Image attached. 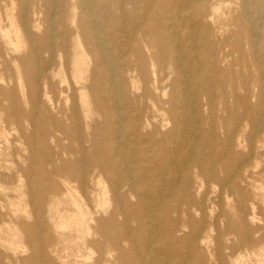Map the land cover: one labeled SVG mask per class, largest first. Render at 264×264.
Wrapping results in <instances>:
<instances>
[{
    "label": "bare ground",
    "instance_id": "6f19581e",
    "mask_svg": "<svg viewBox=\"0 0 264 264\" xmlns=\"http://www.w3.org/2000/svg\"><path fill=\"white\" fill-rule=\"evenodd\" d=\"M138 1L145 12L158 5L160 13H125L123 2L114 3L119 13H104L115 23L109 31L123 32L127 41L112 50L106 47L111 39L101 37L103 28H107L101 15L91 13L94 8L90 0H81L87 9L79 13L72 38L67 39V28L54 17L35 38L29 28L37 29V24L29 26L24 14L20 25L9 14L6 29L0 27L2 45L17 52L27 41L34 55L30 68L23 70L35 82L30 90L34 97L28 102L31 110L22 114L9 102L13 89L0 88V100L7 103L6 107L0 104L4 121L12 124L23 117L39 136L42 123L48 119V134L54 138L58 133L60 139L56 141L68 144L58 153L87 160L80 166L63 161L60 166H50L48 172L40 167L43 178H37L34 184L25 182L27 201L18 194L17 202L38 205L31 217L46 216L51 224L47 228L55 232L49 246L41 247V254L57 257L55 244L74 242L77 247L76 239L80 248L73 254L75 264L89 260L80 249L97 250L93 264H110L104 256L103 242L95 240L99 236L110 243L109 251L113 241L120 264H264V183L253 180L246 171L250 160L256 161L255 168L257 160L264 158V0H238L237 7L227 0ZM9 2L11 6L12 0ZM173 5L184 6L189 13L173 12ZM26 9L25 2L23 11ZM53 50L60 57L57 63ZM38 51L46 53L43 66ZM46 70H50L52 79L59 78L57 87L50 81L44 82L43 88L38 85L46 78ZM16 72V86L23 98L18 67ZM123 77L128 79V87ZM55 88L69 105L67 115L54 106V96H46ZM127 89L132 106L134 101L142 105L148 101L145 112L150 110L152 119L158 118L161 125L170 124L171 131L158 139L148 116L141 111L124 113ZM199 101L204 105L199 106ZM40 105L44 108L41 115ZM202 107L208 111L204 122L207 131L201 129V118L192 124L193 111ZM215 107L220 115L214 112ZM12 115L17 116L13 122ZM93 116H99L102 123H95ZM81 124L86 126L85 137L79 131ZM180 124L188 128L189 137L169 145L166 137L171 138ZM105 130L111 145L102 146L103 165L85 151L84 143L91 151L97 144L95 132ZM69 142H75L74 152ZM217 145L222 149L216 150ZM182 150H186V156H180ZM7 170V175L0 174V183L17 191L21 178ZM104 173L111 178L113 206L110 211L94 206L104 211L103 218L92 216L84 193L89 184L99 186ZM70 179L76 183L75 188L69 186ZM200 182L207 183L211 191L202 190ZM61 188L71 208L62 212L56 207L63 200L58 196ZM130 197L134 203H130ZM45 200L47 208L43 210ZM25 206L22 212L30 218ZM18 208L19 203L12 212ZM19 220L13 222L12 236L7 240L13 250L19 247L16 240L20 228L28 243L32 238V232ZM119 241L127 248L119 247ZM105 254L108 256V252ZM33 258L31 255L28 261Z\"/></svg>",
    "mask_w": 264,
    "mask_h": 264
},
{
    "label": "rangeland",
    "instance_id": "374dc122",
    "mask_svg": "<svg viewBox=\"0 0 264 264\" xmlns=\"http://www.w3.org/2000/svg\"><path fill=\"white\" fill-rule=\"evenodd\" d=\"M26 2L27 9L23 11L24 4ZM92 3V6L94 8V11L91 13H97L101 15L100 19L103 24H105L107 29L103 28V35L101 36L103 39L107 38L108 40L111 39V43L106 46L107 48H117L118 44L120 42L127 41L125 39L126 37L123 36V32L121 31H115L111 30L109 31V28L114 29V22L111 19V22L106 19V16L104 13H119V11L116 10L117 7H115L114 3L116 2H123L124 4V12L125 13H160V9L158 8V5L150 6L148 7L147 11H144V8L138 7L137 0H90ZM227 2H230V6L237 7V4L239 3L238 0H227ZM237 3V4H236ZM229 6V7H230ZM173 12L176 10L182 11L181 13H189L188 10L185 9L184 6H180L175 8V5L172 6ZM85 5L81 4V0H12V5L10 6L9 0H0V27L2 29H6V26L8 24L7 17L9 14H12L14 19H16L17 24L20 25L22 22V16H26L27 20L30 22L29 26L33 25L34 23L37 24V29L29 28V31L33 38L37 37L38 35L41 36L46 28V21L50 18H55L54 21H61L65 27L67 28V39L72 38L73 36V29L74 24L79 21V13H85L86 12ZM181 9V10H180ZM224 13L225 11H221ZM251 12V11H250ZM203 13V12H202ZM252 13V12H251ZM19 18V19H17ZM19 20V21H18ZM57 31H60V28L57 27ZM117 32V34H116ZM226 34V33H225ZM224 34V35H225ZM35 48H37V43L35 41L34 43ZM138 46L139 43H137ZM141 48V47H140ZM116 52H114L115 54ZM38 58L40 61V66L44 65V61L47 59L45 56L46 53H43L41 51H38ZM30 56V60H25ZM34 58L33 51H30V44L26 41L24 44L19 48L17 52H13L10 50L8 46H4L0 42V88H3L7 90V88H12L11 93V99L9 102L11 105L16 104L18 110L24 114L27 112H30L31 108L28 104L30 99H33L34 94L31 93V86L35 84L33 78L29 75H24L23 70L29 69L32 61ZM53 59L54 63H57L59 60L57 56V53H55V50H53ZM24 59V61H23ZM14 60V62L12 61ZM18 67V73L22 76L21 84L23 86V98L16 86V79H17V72L16 68ZM54 67V66H53ZM46 73V78L43 80L41 79L38 81V85L40 88H43L44 82L50 81L52 82L55 87H57L59 83V78L54 77L52 79V75L50 70L44 71V76ZM171 78V77H170ZM123 82L128 87V79L126 77H123ZM139 85V83H138ZM44 91L41 90V92ZM43 93V92H42ZM131 92L129 89H127V100L124 101V113H132L139 112L144 116H148L149 120L151 122V125H154L157 129L158 135L157 138L160 139L162 135H166V132L171 131L170 124L167 125L166 123H163L161 125L160 120L157 118L156 120L152 119V114L150 113V110L146 111L144 108H149V102L147 101V105L141 104L139 102L134 101L135 106H132V102L130 97L132 96L130 94ZM43 95V94H42ZM46 96L48 98H52L54 96V106L60 107L62 110H64V114L69 113V105L67 103H64V96L59 97L58 96V88H55L52 93L48 94L46 93ZM41 103H44L45 99L44 96L40 97ZM199 106L204 105V102L199 101ZM2 103L3 107L7 106L6 102H3L0 100V104ZM193 109L195 110V105L192 104ZM39 114L41 115L43 107L41 105L38 107ZM217 108H214V112H217V115H220L219 111L216 110ZM198 112H194L195 116L192 120V124H196L199 118L203 119L201 129L202 131L208 130V124L204 123L208 119L206 118V115L208 113L206 107H202L198 109ZM44 113H47L45 110ZM37 114V113H36ZM33 114V115H36ZM79 117L82 119V116L80 113H78ZM156 115V114H155ZM159 115V114H158ZM4 113L0 110V150L2 151V154L0 153V174L3 176L8 174V170H11V172H16L15 174H11L12 176H20L22 185L17 189V191L13 190L14 187L2 184L0 183V238L2 239V243H0V264H60V262H64L65 264H75L73 261V254H75L76 248H80L78 245L80 243V240H75V245L77 247H74L73 244L69 242H61L59 241L57 244L53 246V248L56 250V256L54 257L53 254H49L46 252L44 255L41 254L42 248L45 249L50 244V239H54L55 232L52 230H49L47 227L51 224L48 222V219L46 216H38L37 218L34 217V219L31 217V212L37 211L38 205H31L24 204L22 202H17L18 194L22 193L23 198L25 201H27V195L24 194L26 192V180L30 183L34 184L35 180L37 178H43L44 173L40 172V167H43L44 172H48L50 166L56 164L60 166L63 161L66 162H72L75 163L76 166H80L81 164H87V160L79 159L77 156L73 155H67L58 153L60 148H63L64 146L68 145L65 140H60L59 142L56 141L60 139V135L56 133L57 136L52 138L48 134V127L50 124V121L48 119L45 120V123L43 122V128L39 131L41 133L39 136H36V133L33 130V127L30 126V122L27 119H24L23 117H18L16 123L7 124L4 121ZM39 115L37 116V118ZM55 117V116H53ZM12 122L15 117V115L10 116ZM26 118V117H25ZM60 120L65 122V120ZM93 119L95 123H102V119L98 116H93ZM191 123V122H190ZM192 127H190V130ZM188 128H185L184 125L180 124L177 127H175V134L170 137H166L169 143V145L174 144L176 141L185 142L184 140L189 137L187 135ZM79 131L83 137L87 134L86 126L84 124L80 125ZM97 144L96 146L90 151L88 144L84 143V149L85 151L90 152V156H92L95 159L100 160L103 165L105 162V155L103 154L102 146L104 143L110 144V140L107 141L106 137L110 136L107 134L106 130L105 132H95ZM168 136V135H167ZM196 136V133L192 135V137ZM177 137V138H176ZM162 138H165L162 137ZM21 139V140H20ZM19 140V141H18ZM27 140V141H26ZM31 141V142H30ZM107 141V142H106ZM187 141V140H186ZM13 142V143H11ZM69 147L71 148V151H75V142H69ZM36 146V147H35ZM132 147V145H130ZM75 148V149H74ZM161 148V147H159ZM222 149V145H217L216 150ZM202 153L205 151L201 149ZM246 150H243L242 152L245 154ZM23 152V153H22ZM180 156H186V150H182L180 153ZM77 157V158H74ZM140 158H137L138 160H141ZM254 162L253 160L249 161V166L246 169L247 173L251 178L257 179L260 181V183H264V158H259L257 162V166L254 168ZM25 163V164H24ZM28 163V164H26ZM263 165V166H262ZM53 180L58 182V178L55 174H53ZM192 176V174L190 173ZM222 177V175H221ZM169 179V177H168ZM69 186L71 188H75L76 183L70 179L69 180ZM99 186H95L94 184H89L87 186V189L84 193L85 197L87 198V206L89 210L92 212V216L96 217H106L103 210L110 211L112 209V193H111V178H109V174L101 175L99 179ZM43 185L46 184L45 180H42ZM201 189L202 190H210L211 188L207 183L200 182ZM217 189V187H216ZM250 188L249 190H251ZM64 189H59L58 196L64 198ZM91 191V192H90ZM103 194V196H102ZM95 196V199L93 197ZM134 197V195H132ZM23 199V200H24ZM213 199V198H211ZM106 201V202H105ZM135 199L130 197V203H134ZM19 203V210L16 213H13L12 210L15 209V205ZM108 203V205H107ZM26 205V206H25ZM98 205L99 209H96L94 206ZM27 212H29L30 218H27L25 213L22 212L21 208H24ZM56 207L62 212L63 209H71L66 201L64 199L62 200L60 205H56ZM43 210L47 208V201H44V204L42 205ZM97 211V212H96ZM97 213V214H96ZM36 216V214H35ZM22 220L27 227V231H31L32 238L31 242L28 243L26 241L25 235L22 233L24 230L21 228L20 235L16 242L18 243V248L16 250H13L7 245V240H10L11 230L13 228V222L14 221ZM129 227L133 229V224H129ZM19 232V231H18ZM26 232V231H25ZM54 232V233H53ZM65 232V231H64ZM63 232V233H64ZM65 234V233H64ZM68 233H66L67 235ZM88 239H91L88 237ZM95 240L98 242H103V249H104V256H106V259L109 261L110 264H120L117 259V250H115L111 242V251H109V242H105L101 239V237L96 236ZM138 242V241H137ZM119 247L127 248V244L123 241L118 242ZM42 247V248H41ZM113 248V249H112ZM105 252H108V256L105 254ZM80 253L82 255L88 256L89 260L86 262V264H93V260L96 259L98 256V252L96 249L92 250H86V249H80ZM33 255V261H28L29 257Z\"/></svg>",
    "mask_w": 264,
    "mask_h": 264
}]
</instances>
